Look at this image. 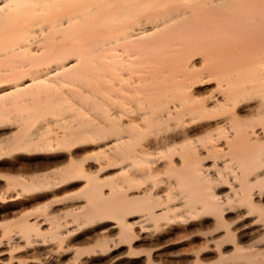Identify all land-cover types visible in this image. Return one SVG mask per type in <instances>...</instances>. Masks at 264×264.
<instances>
[{
  "label": "bare ground",
  "instance_id": "bare-ground-1",
  "mask_svg": "<svg viewBox=\"0 0 264 264\" xmlns=\"http://www.w3.org/2000/svg\"><path fill=\"white\" fill-rule=\"evenodd\" d=\"M0 264H264V0H0Z\"/></svg>",
  "mask_w": 264,
  "mask_h": 264
},
{
  "label": "rangeland",
  "instance_id": "rangeland-1",
  "mask_svg": "<svg viewBox=\"0 0 264 264\" xmlns=\"http://www.w3.org/2000/svg\"><path fill=\"white\" fill-rule=\"evenodd\" d=\"M43 159L45 160V157H43V156H37V157L34 156V157L30 158L32 164L40 163V162L44 161Z\"/></svg>",
  "mask_w": 264,
  "mask_h": 264
}]
</instances>
